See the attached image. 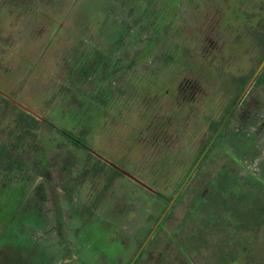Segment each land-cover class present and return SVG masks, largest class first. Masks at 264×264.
<instances>
[{
	"label": "flooded vegetation",
	"instance_id": "1",
	"mask_svg": "<svg viewBox=\"0 0 264 264\" xmlns=\"http://www.w3.org/2000/svg\"><path fill=\"white\" fill-rule=\"evenodd\" d=\"M94 1L97 2V0ZM187 1H189L190 7H193L192 4L195 3V10L191 11L193 16L189 17L188 23H185L182 27L183 32L181 31L180 33L185 38L196 40L192 44H187L185 48L177 47L174 54L169 53L167 55L169 61L167 64L157 63L158 57L151 60V62L153 60L157 62L146 64L144 62L146 57L154 55V52L161 50L155 47L157 46L155 45L156 43L152 44V40H159V37L165 40L171 36H168L171 31H168L165 27V22L163 23L166 18H162L159 22H156L154 29H150L152 37L148 46L135 57L136 59H143L138 66L144 67L146 65V68H152L154 77H147L146 83L149 84L152 80L156 81L160 71L164 73L159 75V84L156 81L154 83L156 86H149L148 95L143 96L139 103L140 114L144 116L139 118L135 129L127 130L124 137L126 141L125 147H134L132 149L134 156L137 154L140 157H137V160L120 157L119 160H115L108 155L100 153V151L89 148L88 156L90 158L84 162L86 168H88L87 170L80 169L82 166L80 160H76L73 164L69 160H65V165L61 167L63 176L60 178L59 189L62 198L64 197L67 202L68 207L65 210L69 218H63L62 209H58L60 206H56L57 211H52L54 212L52 218L58 224L51 227L59 231L57 232V241L54 242L49 239L50 237H47V234H43L44 231L45 233L49 231L46 230L49 218L44 215L43 205L39 202L45 196V186L47 190L48 188L51 189L48 184L49 181L44 184L45 186L43 185L34 191V196L37 198L40 208H30V205H28V215L29 217H34L32 220L29 219L30 227L32 228L30 236L37 243L42 242V244L47 246L49 252H45L44 257L53 264H82L86 260L83 250L92 247L94 250L90 249V253L87 256L92 257L95 264H109V261L102 254L97 255L98 251H96V246L93 245L91 240H83L84 247L79 254L78 248L82 246L78 239L81 232L78 229L81 221L80 212L83 213V217L87 220L88 213L91 211L89 209L86 212H82L80 209L81 193L78 191L80 185L77 182L79 183L80 179L82 181L83 176L88 177L92 173L100 174L106 168L109 170L110 180L116 179L118 176L131 179L122 170L130 172L134 176L136 175L123 166L122 162L124 161L127 164H131L129 161L134 162L131 165L138 169L142 168L139 170L145 173V177L153 183H156V180H162L165 183L166 179H172L174 184H180L174 195L167 196V193L160 188L154 187L155 191H151L131 179L153 196H151V201L149 203L144 202L145 206L142 204L141 207H123L118 210L117 215L112 214L113 216L103 217L105 226L113 224L116 228L118 225L120 234L130 236L128 242L124 241L126 250L131 255L128 264L131 262L132 264H210L208 261L209 248H206V245L211 246L212 250L215 247V241L212 239L210 241L212 237L207 233V229L218 227V225H220L218 227L220 234H218L217 246L221 245L229 248L230 240L233 245H236L237 234L242 225L239 214H236L238 215L236 220L232 218L227 220L223 216L217 217V222L213 224H207L202 217L198 223L200 229L192 235L189 233L192 228L187 222L175 229H166L168 214L176 207L175 205L181 200L190 184L198 186V184L205 183L206 185L203 192L200 195L198 194L186 207L187 217L189 214L200 216L202 213H200L199 209L207 212L205 209L211 208L214 203L222 206L219 208L220 212L229 213L233 210L235 214L239 212L238 205L242 204L241 202L244 201L245 204L253 202L254 206L251 205L249 210L245 211V215L248 213V220L246 219L248 221V229L246 230H250L256 236L259 229L263 227V225H258L256 222V210L259 209L260 213H264L259 208L260 205H264V190H262V185H264V81L260 80L264 67L254 80L253 77L264 60V0ZM166 2L170 5L162 10L158 9L161 7V0H119V6L127 8L125 13L127 12L130 17H133L131 24L127 22L124 32L122 31V33H126L125 37H136L131 32L134 28L139 30L140 33L143 32L144 27L139 26H141V23H145L144 20L149 19L151 13L158 15L157 17L167 13L174 21L173 18L177 16L178 12L179 0H167ZM91 11L92 9L89 11L90 14ZM175 30L178 31L177 28ZM120 39L122 41L118 44L119 47L123 43V37L120 36ZM234 42L241 48L242 46H247L248 48L242 50V55L240 54L238 57V64L235 63V66H238L237 68L241 67L244 70L239 69L242 73L239 71L238 75L234 74L231 76L223 73V67H217L215 63L219 62L222 63V66L227 67L233 62L235 52L227 53L225 50H227L226 46L228 43L233 45ZM200 45L202 49H198L201 48ZM196 51L200 52L198 53L199 55H202L201 61L203 62L197 59ZM103 53L111 56V58L108 59L106 57L109 60L108 64H104V61H101L99 65H94L95 69L104 68L102 75L93 77L95 86L101 84V82H98L99 78L104 79L107 73L113 75V69L109 68V65L114 67V65L121 64L116 63L118 58L113 55L112 50ZM177 53L183 56L184 63L182 65L170 63L175 60L173 56H176ZM259 53L261 54L259 57H262L257 62L256 58L254 59V55ZM205 56L209 60L207 63L204 62ZM243 56L245 58L249 56L248 62H253V69L249 67V63L244 61ZM112 61L114 64H112ZM133 64L131 66L134 67ZM192 64L195 67H192ZM131 66L129 65V67ZM177 66L178 70L176 69ZM168 67L171 68L166 70ZM81 71L82 69L75 70L71 74L72 78L70 75V85L67 86L69 92L73 94L72 89L76 90L79 101L86 97L84 92L81 98L80 86L88 80V74ZM143 77L142 82L145 81L146 76ZM79 79H81V82ZM164 79L169 81V87L162 88L160 86L161 81ZM204 79L206 81L210 79V82L215 80L216 84H219L211 88V93L213 92L211 95H209V88H206L203 84ZM175 88L177 89L175 90ZM28 93L29 90H24L21 94L13 95V92L8 90V88H4L3 83L0 82V100L9 102L8 110H11L10 112L8 110L5 111L9 113V123H16L14 120L20 123H27L22 118L32 115L41 121L52 124L47 115L39 114L35 110L30 103L31 97ZM98 95L100 98L98 103L102 104L105 101L107 105L108 99L104 98L102 101L101 92ZM2 108V103H0V117L4 112ZM10 115L15 116L11 117ZM4 119H7L6 116ZM5 122L7 121H2L0 118V127L3 126L5 128L8 125ZM52 125L55 126L54 123ZM55 128L60 130L56 126ZM11 129L13 130L12 127ZM60 131L64 132L65 130L63 128ZM11 135L9 134V136ZM21 139L19 138V140ZM82 140L73 132L72 134H67V138L63 137L64 142H77L80 145H82ZM2 143L7 144L2 145ZM10 143L0 142V147H16L15 143L18 144L16 141L13 145H10ZM82 147L86 146L82 145ZM177 147H187L188 149H177ZM242 147H245L244 149L253 147V149L246 151ZM55 148L66 150V147H61V145ZM45 151L47 152V149ZM246 152H251V155L247 154V156ZM37 153L36 159L40 158V154L45 159V162L39 167L44 169L45 177L48 180L50 174L49 166L46 165V153L41 150L37 151ZM225 154L230 159L226 162L224 161L225 163L222 165L221 161L223 162ZM167 156L172 159L167 160ZM184 156L186 157L185 159L188 157H191V159H187L188 161L182 160ZM8 158L11 160V157ZM248 160L252 163V166L248 164L251 170L243 176L239 173L237 174V168L243 165L245 161L248 162ZM184 162H188V164L184 166ZM167 163L169 168L174 167L175 169V167H179L175 172L176 177L172 174L163 176L164 172L159 171L162 168V164H165L164 168ZM220 164V168L216 169ZM195 166L197 167L190 176ZM96 167L101 168L95 169ZM257 167H260V169ZM110 169H114L118 173H113ZM23 171L24 175L28 176L25 170ZM136 177L139 178L138 176ZM244 187H246L245 192H243ZM257 188H259L258 192ZM37 190L41 191L37 192ZM196 190L198 191V189ZM178 192L179 195L172 208L158 224L169 202ZM257 193L259 197H257ZM158 198H162L167 202L162 208L160 205L161 201L156 202ZM228 203L230 208L225 209ZM129 214L130 216H128ZM205 218L207 220V215ZM66 219L68 220L65 221ZM122 220L123 224L122 222L120 223ZM210 220L214 222L213 218ZM202 222L204 223L201 225ZM71 227L74 229L76 227L75 231ZM64 229L69 231L68 239L64 238ZM197 248L202 250L203 253L201 255L196 254ZM20 250L25 251L24 245L20 247ZM27 250L28 253L39 255L31 247H28ZM10 251H12V247L9 249L8 255H10ZM223 254L225 255L223 252H219L218 256L216 253L213 254L215 255V260L212 264H223L225 261ZM30 261L31 256L28 257V262L30 263Z\"/></svg>",
	"mask_w": 264,
	"mask_h": 264
},
{
	"label": "rangeland",
	"instance_id": "2",
	"mask_svg": "<svg viewBox=\"0 0 264 264\" xmlns=\"http://www.w3.org/2000/svg\"><path fill=\"white\" fill-rule=\"evenodd\" d=\"M166 1L161 0V7L158 9L164 10L165 7H169L170 4H167L168 2ZM178 3V12L177 16L173 18L174 21H172L167 13L161 14L160 17L151 13L149 19L144 20L145 23L143 22L139 26L144 27L143 32L140 33L139 30L134 28L131 32L136 37H125L126 33H122V31L124 32L127 22L131 24L133 17H130L127 12V14L125 13L127 8L125 9L119 6V0H97V2L94 0H0V82L3 83L4 88L12 91L13 95L21 94L24 90H29L28 94L31 97L30 103L39 114L47 115L50 120L53 119L51 122L60 130L63 128L70 129L80 139H83L81 143L86 146L82 147L80 145L76 147L72 143L64 142L59 135H57V139H52L49 134L54 133V130L47 126L44 131L38 128L36 134L35 132L32 133V131L28 130L30 128V122H33L31 120H29L30 122L27 121V123H20L14 120L16 123L13 121L14 123L10 124L8 121L9 113L5 112L9 108V102L0 100L4 111L0 118L2 121H7L5 123L8 124L5 128L3 126L0 127V142H11L10 145H13L15 141L18 143H15L16 147L4 148L11 159L21 162L25 172L28 174V176L20 174L18 180L13 177V181L12 177H3V173L0 170V184L6 178H10L13 182L11 185L14 187L17 186L14 190L0 194V264L2 262L3 264H53L44 257V253L49 252L47 246L42 244V242L37 243L30 236L32 228L30 227L29 219L32 220L34 217H29L28 205H30V208H40L39 202L43 205V213L49 218L48 226L46 227V230L49 231L47 233L44 231L43 234H47V237H50L49 239L51 241H57V232L59 231L51 226L58 223L53 220L54 212L52 211L56 210V206H60L58 209H62L63 218H69L65 210L68 207L67 202L64 200V197L62 198L59 189L60 178L63 176L61 167L65 165L66 161L69 160L73 164L76 160H80L82 162L80 169L87 170L88 168H86L84 162L90 158L88 156L89 148L100 151V153L108 155L115 160H119V157L137 160V157H140L136 154L137 156L135 155V158L134 152H132L134 147H125L126 141L124 137L127 130L135 129L139 118L144 116L140 114L139 103L143 96L148 95L147 91L149 86H156L154 84L156 81L159 84V75L164 73L160 71L156 81L152 80L149 84L146 83L147 77H154L152 68H146V65L144 67L138 66L143 59H136L135 57L148 46L152 37L150 29H154L156 22H159L162 18H166L163 23L165 22L166 29L171 31L168 35L171 36L169 38L166 36L167 38L165 40L162 37H159V40L156 39L155 45L157 46L155 47L161 50L154 52V55L146 57L144 59L146 64L157 62L154 60L151 62L156 57L159 59L157 63L167 64L169 62L167 56L169 53L174 54L177 47L185 48L187 44H192L196 40L193 38H185L180 33L183 25L188 23L189 17L193 14L191 11L195 10V3L192 4L193 7L189 6V1L187 0H179ZM91 9L90 14L89 11ZM120 36L123 37V43L119 47L117 40L120 39ZM226 47L227 50L225 51L227 53L235 52V56L231 53L234 56L233 62L227 67L222 66V63L219 62L215 63V65L217 67H223L222 72L226 75H238L239 71L244 69L241 67L237 68L238 66H235V63L238 64L239 55H242V50L248 47L242 46L241 48L235 42L233 45L228 43ZM198 49H202V47ZM110 50L118 58L116 63L121 64L114 65V67L109 65V68L111 67L113 69V75L107 73L104 79L99 78L98 82H101V84L95 86L93 77L102 75L104 68L95 69L94 65L100 62L99 55ZM180 53L183 54L182 51ZM195 53H197V59L201 61L202 55L198 54L200 52L196 51ZM260 55V53L254 55V59L256 58L257 62L262 57H259ZM173 57L175 59L173 61L175 62L171 61V64L175 63L173 65H176L177 63V65H182L184 63L183 56L178 53ZM243 58L245 62L250 64L249 67L253 69V62H248L249 56L246 58L243 56ZM208 61L205 56L204 62L207 63ZM85 63L88 65L92 64V66L89 67L88 80L80 86V91L82 92L81 98L84 92L90 91L92 93L91 96L94 97L101 92L102 101L104 98L108 99L107 105L104 101L95 108L93 106L91 108L88 106L85 107L77 99L75 89L71 88L74 94L69 92L67 86L70 85V75L75 70L81 69ZM112 64H114L113 61ZM132 64L134 67L131 66ZM192 67H195V65L192 64ZM170 68L168 67L166 70ZM176 69H179L178 66ZM240 73L242 72L240 71ZM143 76H146L144 82H142ZM209 80L206 81L204 79L203 84L206 88H209V95H211L213 93H211V88L219 84H216L215 80H213L214 82H210ZM79 81L81 82V79ZM168 83L169 81L164 79L161 81L160 86L162 88L169 87ZM64 99H69L68 102L64 101V104L71 103L72 105V107L68 108L70 113H62L59 115L56 112H52L51 108L54 103L59 104ZM64 104L62 103V108L67 109ZM71 108H74V112H72ZM8 111L10 112L11 110ZM5 116L7 119H4ZM14 116L12 115L11 117ZM55 118H57L56 121H54ZM36 122L39 125V122ZM23 132L25 133V137L19 140L18 134ZM9 134L12 135L9 136ZM6 144L2 143V145ZM60 145L61 147H66V150L55 148L60 147ZM242 148L246 151L253 149V147H246L247 149H244L245 147ZM46 149L47 152L45 151ZM177 149L185 150L188 148L177 147ZM39 150L46 153V165L49 166L50 174L48 180L45 177L44 169L39 167L45 162V159L43 157H41L43 160L41 158L36 159L38 156L37 151ZM247 154L250 156L251 152H246ZM185 158L184 156L182 160L191 159V157ZM170 159L172 158L167 156V160ZM229 159L230 157L225 154L223 162L221 161L222 165ZM129 162L131 164L134 163ZM122 164L151 186L164 190L167 196L176 193L178 184H174L172 179H166L165 183L162 180H156L157 182L153 183L145 177V173L139 170L142 168L138 169L131 164H127L126 161L122 162ZM187 164L188 162H184V166ZM248 164L252 166L249 160L248 162L245 161L241 165L242 167L237 168L236 173L242 176L247 174L251 170ZM164 165L162 164V168L159 170L160 172H164L163 176H169L170 174L176 175L175 172L179 167H175V169L174 167L169 168L167 163L166 167L163 168ZM220 166L221 164L216 169H219ZM257 168L260 169V167ZM110 171L114 172L112 169ZM109 177V170L106 168L100 174L92 173L88 177L83 176L82 181L80 179L79 183L77 182L80 185L78 191L81 193V200L79 201L81 211L86 212L90 209L91 212L88 213V216L92 215V212L99 216V218L87 221L83 217V213L80 212L81 221L80 226L78 223V229L81 232L78 239L82 246L78 250L80 254V251L84 247L83 240H91L93 241V245L96 246L95 249L98 251L97 255L102 254L109 261V264H128L131 255L127 252L124 241L128 242L130 236L120 234L118 225L116 228L113 224L105 226L103 224L104 222L101 223L100 219L112 214L117 215L118 210L123 207H141L144 202L149 203L153 196L131 179L118 176L116 179L110 180ZM47 181H49L48 184L51 187L48 190L44 185ZM234 182L236 183L235 179ZM43 185L45 186V196L37 202L34 191ZM205 185V183L198 184V186L190 184L187 187L181 200L168 214L166 220L168 228L166 227V229H175L179 225L187 222L190 228H192L189 232L192 235L200 229L198 223L202 217L204 219L203 221L207 224H213L217 222V217L220 218L222 216L226 217L227 220L231 218L236 220L238 218L236 214H239L241 223H248V218L245 220L243 216L252 204H245L244 201L238 205L239 212L235 214L233 210L229 213L220 212L219 208L222 206L214 203L211 208L205 209L207 212L199 209L200 213H202L200 214L201 217L195 214H189L187 217L186 207L198 194L200 195L203 192ZM262 186V190H264V185ZM4 190L5 188L0 186V192ZM245 190L246 187H244L243 192ZM159 200L161 199H156V202H159ZM160 205L162 207V204ZM226 208H230L229 203ZM206 215L207 220L205 218ZM211 218H213L214 222L210 220ZM121 222L122 224L124 223L123 220ZM218 227H210L207 229V233L212 237L210 241L211 239L215 241L216 247H213L211 250V246L206 245V248H209L208 261L210 264L214 263L215 255L213 254H217V251L229 254L234 252L241 243L247 245L251 251L249 253L251 254L250 259H244L243 262L247 264H264V225L259 229L256 236L251 232L247 233L241 225L237 234L238 240L236 245H233L231 240L229 241L230 249L226 246H217L219 240L218 234H220ZM75 229L72 228L74 231ZM68 232L67 229H64V238L66 239L69 238ZM22 245L25 247L24 252L20 250ZM11 247L12 251L8 255ZM28 247L38 252L39 255L28 253ZM90 249L92 250L93 247L83 250L86 260L84 262L81 261L82 264H95L93 258L87 256L90 253ZM202 253V250L197 248L196 254L201 255ZM30 256L31 261L29 263L28 257Z\"/></svg>",
	"mask_w": 264,
	"mask_h": 264
},
{
	"label": "trees",
	"instance_id": "3",
	"mask_svg": "<svg viewBox=\"0 0 264 264\" xmlns=\"http://www.w3.org/2000/svg\"><path fill=\"white\" fill-rule=\"evenodd\" d=\"M121 41H122V39L117 40L118 44L121 43ZM155 43H156V40L153 39L152 40V44H155ZM106 57L108 59L111 58V56H108L106 53H102V55L99 56L100 62H98L96 64L99 65L101 63V61H104V64H108L109 63V60L106 59ZM91 66H92V64L88 65L87 63H85V65H83L81 69H82V71H84L85 73L88 74L89 67H91ZM260 80L261 81H264V72L260 76ZM91 94L92 93L90 91L86 92V97H89V98H86L85 97V99H82L81 100V103L84 104L85 107L88 106L89 108H91L93 106L95 108L99 104L98 102H100V98L98 97V95H95V97H94V96H91ZM101 99H102V97H101ZM64 101H67L68 102L69 99L61 100L59 104L54 103L53 107L51 108V111L52 112H56L59 115H61L62 113H66V114L67 113H70L68 111V108L69 107H72V105H71V103L64 104ZM62 103L67 107V109L62 108L63 107V106H61ZM101 103H102V101H101ZM71 109H72V112H74V108H71ZM29 118L28 117H24L22 119L25 120V121H28V122H30L29 120L33 121V122H30V125H29L30 128L28 129L29 131H32V133L35 132V134H36L37 133L36 130L38 128H40L41 131L42 130L44 131L45 130V127L47 126V127L51 128L52 130H54V133L49 134V136L52 139H55V138L57 139L58 138L57 135H59L60 138L63 140V137L67 138V134H72V132L68 128H64V130H65L64 132L65 133L64 132H61L58 129H56L54 127V125H52L53 122H51V121L50 122L52 124L50 125V123L41 121V120L37 119L36 117H34L32 115H30ZM56 119L57 118H55L54 121H56ZM51 120H53V119H51ZM36 121L39 122V125L36 124L37 123ZM18 137L19 138L25 137V133L24 132L23 133H19L18 134ZM72 144L75 145L76 147L80 146V144L77 143V142H73ZM8 157H10V156L7 155V151H5V148L4 147H0V170L3 173L2 174L3 177H12V179H13V177H15V179L18 180L20 174L21 175H24V171H23L24 168L21 165V162L19 160H13V159L10 160ZM41 157H42V155L40 154V158ZM41 159L43 160V158H41ZM97 168H101V167H96L95 169H97ZM113 171H114L113 173H118V171H116L114 169H113ZM22 172H23V174H22ZM13 181H14V179H13ZM8 183H9V185H8ZM11 183H13L11 181V179L10 178H6L5 181H3L0 184V186L2 188H5V190L3 192H0V194H3V193H5V192H7L9 190H14V189L17 188V186H15V187L12 186ZM7 185H8V187H7ZM179 186H180V184H178L176 190H178ZM257 189H258L257 190V192H258L259 191V188H257ZM40 191L41 190H37V192H40ZM171 197H173V196H171ZM257 197H259V194L258 193H257ZM160 201H161L162 207H163L164 204L167 203L162 198H161ZM247 204H252L254 206L253 202L247 203ZM259 208L261 209L262 212H264V205L263 204L260 205ZM256 217H257V219H256L257 224L258 225H264V213H260L259 212V209L256 210ZM87 218H88L87 221H89L91 219L99 218V216L96 213L92 212V215L87 216ZM243 218L246 220L248 218V213L246 215H244ZM100 221H101V223H103V222H105V219L102 217V219H100ZM241 224H242L243 230H245L247 233H250V230L249 231L246 230V229H248L247 228L248 225L245 224L244 222H242ZM242 240H243V238H242ZM219 252H221V251H218V253ZM250 252L251 251H250L249 247L247 245H244L243 243H241V244L238 245V248L234 252H231L229 254H226L225 253V255L223 254L224 257H225V261H224L223 264H247L246 262H243V260L244 259H250V256H251V254H249Z\"/></svg>",
	"mask_w": 264,
	"mask_h": 264
},
{
	"label": "water",
	"instance_id": "4",
	"mask_svg": "<svg viewBox=\"0 0 264 264\" xmlns=\"http://www.w3.org/2000/svg\"><path fill=\"white\" fill-rule=\"evenodd\" d=\"M264 67V60L262 61L261 65L258 67L254 77H253V80L259 75L260 71L263 69ZM197 166H195L192 170V172L190 173V176L191 174L194 172V170L196 169ZM122 172H124L125 174H127L131 179L137 181L138 183H140L141 185H143L145 188L151 190V191H155L154 187H152L150 184L146 183L145 181L137 178L136 176H134L133 174H131L130 172L128 171H125V170H122ZM185 185V184H184ZM183 185V186H184ZM183 188V187H182ZM179 195V192L171 199V201L169 202V205L168 207L165 209L163 215L161 216V219L160 221L158 222V224L161 222V220L165 217V215L169 212V210L172 208L173 204L175 203L177 197Z\"/></svg>",
	"mask_w": 264,
	"mask_h": 264
}]
</instances>
